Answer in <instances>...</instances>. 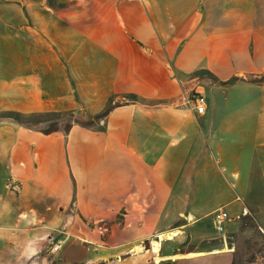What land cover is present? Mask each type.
<instances>
[{"label":"crops","instance_id":"1","mask_svg":"<svg viewBox=\"0 0 264 264\" xmlns=\"http://www.w3.org/2000/svg\"><path fill=\"white\" fill-rule=\"evenodd\" d=\"M261 77L264 0H0V113L93 124L0 118V264L55 231L63 264H234L242 218L264 232Z\"/></svg>","mask_w":264,"mask_h":264},{"label":"rangeland","instance_id":"2","mask_svg":"<svg viewBox=\"0 0 264 264\" xmlns=\"http://www.w3.org/2000/svg\"><path fill=\"white\" fill-rule=\"evenodd\" d=\"M227 239L229 246L234 249V264H264V232L253 216L242 218L239 231L229 235ZM57 240L65 241L66 238L61 232H52L41 241L42 245L38 255L25 256L22 260H9L8 256V262L5 264H63L65 246L58 254L50 252V242ZM155 258H157V254H155ZM110 263V261H106L103 264Z\"/></svg>","mask_w":264,"mask_h":264},{"label":"trees","instance_id":"3","mask_svg":"<svg viewBox=\"0 0 264 264\" xmlns=\"http://www.w3.org/2000/svg\"><path fill=\"white\" fill-rule=\"evenodd\" d=\"M197 75H208L211 76L209 72L200 71L196 73ZM237 79H232L226 82V85H231L235 83ZM264 77H261L256 82H263ZM127 99L134 103H145L144 100L140 99L136 95H128L126 96ZM115 107L112 104V100L109 101L106 108L99 114L96 115V119L101 120L104 119L110 111ZM0 118H9L14 120L16 123L25 126V127H36L39 128L40 131L46 135H50L60 130L69 131L73 125L79 124L85 127H91L93 124L90 122H80L78 121L75 116L74 112H48V113H31V114H24L20 112L10 111L5 113H0ZM80 122V123H79Z\"/></svg>","mask_w":264,"mask_h":264},{"label":"built area","instance_id":"4","mask_svg":"<svg viewBox=\"0 0 264 264\" xmlns=\"http://www.w3.org/2000/svg\"><path fill=\"white\" fill-rule=\"evenodd\" d=\"M186 105L199 115H203L206 110V97L200 93L193 92L185 100ZM229 220V215L224 211H219L214 216L215 226L218 232L223 231V226L226 221ZM64 240H57L56 242H50V252L52 254H58L62 250ZM147 252L157 254L155 247L151 244Z\"/></svg>","mask_w":264,"mask_h":264},{"label":"bare ground","instance_id":"5","mask_svg":"<svg viewBox=\"0 0 264 264\" xmlns=\"http://www.w3.org/2000/svg\"><path fill=\"white\" fill-rule=\"evenodd\" d=\"M175 235L176 234H173V233L172 234H169V235H167V239L168 240H171ZM159 246H160V243L157 241V243L155 244V252H159Z\"/></svg>","mask_w":264,"mask_h":264}]
</instances>
